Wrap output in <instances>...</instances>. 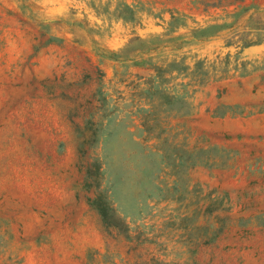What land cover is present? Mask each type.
<instances>
[{"label": "rangeland", "instance_id": "obj_1", "mask_svg": "<svg viewBox=\"0 0 264 264\" xmlns=\"http://www.w3.org/2000/svg\"><path fill=\"white\" fill-rule=\"evenodd\" d=\"M0 264H264V0H0Z\"/></svg>", "mask_w": 264, "mask_h": 264}, {"label": "trees", "instance_id": "obj_2", "mask_svg": "<svg viewBox=\"0 0 264 264\" xmlns=\"http://www.w3.org/2000/svg\"><path fill=\"white\" fill-rule=\"evenodd\" d=\"M190 84H191V81L188 82L186 85H190ZM90 204L97 211L100 217L101 225L104 229H108L109 227L113 226V223L111 222V217L109 214L110 207L106 204V202H104L103 199H101L100 197L94 198V200H92Z\"/></svg>", "mask_w": 264, "mask_h": 264}]
</instances>
